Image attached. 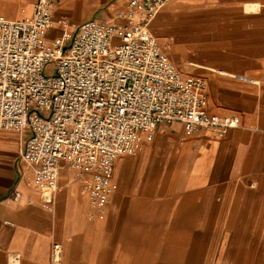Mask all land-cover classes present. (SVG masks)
I'll use <instances>...</instances> for the list:
<instances>
[{
    "label": "crops",
    "instance_id": "obj_1",
    "mask_svg": "<svg viewBox=\"0 0 264 264\" xmlns=\"http://www.w3.org/2000/svg\"><path fill=\"white\" fill-rule=\"evenodd\" d=\"M34 1L0 0V14L21 19ZM128 1L59 0L52 29L114 21ZM149 29L181 75L204 80L208 112L238 125L185 136L160 122L116 159L102 218L64 163L42 206L21 158L29 131H0V264H50L53 243L62 264H264V0H169Z\"/></svg>",
    "mask_w": 264,
    "mask_h": 264
},
{
    "label": "built area",
    "instance_id": "obj_2",
    "mask_svg": "<svg viewBox=\"0 0 264 264\" xmlns=\"http://www.w3.org/2000/svg\"><path fill=\"white\" fill-rule=\"evenodd\" d=\"M58 1L35 0L18 20L0 14V131H29L21 158L42 206L52 205L64 163L102 218L117 188L116 159L151 141L160 122L181 123L185 136L197 128L222 136L238 119L209 113L204 80L181 75L151 34L169 0H129L114 21L89 19L71 30L60 18L61 34L49 38ZM61 255L53 243L50 264H62Z\"/></svg>",
    "mask_w": 264,
    "mask_h": 264
},
{
    "label": "rangeland",
    "instance_id": "obj_3",
    "mask_svg": "<svg viewBox=\"0 0 264 264\" xmlns=\"http://www.w3.org/2000/svg\"><path fill=\"white\" fill-rule=\"evenodd\" d=\"M159 13V12H158ZM158 13H157V15H158ZM156 15V16H157ZM59 31H58V28H55L54 27V29H52V31H50V35H49V38H52L56 33H58ZM52 35V36H51Z\"/></svg>",
    "mask_w": 264,
    "mask_h": 264
},
{
    "label": "bare ground",
    "instance_id": "obj_4",
    "mask_svg": "<svg viewBox=\"0 0 264 264\" xmlns=\"http://www.w3.org/2000/svg\"><path fill=\"white\" fill-rule=\"evenodd\" d=\"M29 14H27L26 16H28ZM156 15H157V13H156ZM155 15V16H156ZM155 18V17H154ZM154 20V19H153ZM55 27V26H54ZM52 30V27L49 29V31H48V34L50 33V31ZM52 36V35H51Z\"/></svg>",
    "mask_w": 264,
    "mask_h": 264
}]
</instances>
